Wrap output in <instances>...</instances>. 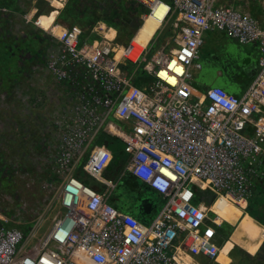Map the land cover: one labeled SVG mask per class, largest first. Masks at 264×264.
Instances as JSON below:
<instances>
[{"label":"built area","instance_id":"1","mask_svg":"<svg viewBox=\"0 0 264 264\" xmlns=\"http://www.w3.org/2000/svg\"><path fill=\"white\" fill-rule=\"evenodd\" d=\"M52 1L32 0L19 14L30 20ZM138 1L147 9L137 10L127 42L112 28L108 11L88 29L76 21L48 26L60 47L47 56V70L64 82L80 65L89 79L57 127L59 209L42 232L47 211L26 230L0 214V264H224L218 258L223 243L214 237L227 206L261 220L254 200L264 199L258 193L264 179V12L216 0ZM254 1L264 11V0ZM160 2L167 8L158 16ZM173 12L175 25L159 36ZM146 18L157 22L155 28L146 40L134 39ZM216 31L258 44V70L241 95L219 83L201 88L192 79L202 68L207 32ZM140 67L151 76L146 85L133 82ZM109 116L126 124L118 135L127 160L115 178L104 176L113 156L109 143L94 140ZM81 160L103 191L73 175ZM139 183L159 192L160 201L137 199L134 207L112 198L134 195ZM198 188L211 198L195 202Z\"/></svg>","mask_w":264,"mask_h":264},{"label":"rangeland","instance_id":"2","mask_svg":"<svg viewBox=\"0 0 264 264\" xmlns=\"http://www.w3.org/2000/svg\"><path fill=\"white\" fill-rule=\"evenodd\" d=\"M165 1L171 2V0ZM12 2L15 4V9L10 10L17 17L15 25L18 27L16 30L17 35L21 36L22 42H26V45H22L23 49L21 51L25 55L29 56L30 54L32 59H35L34 57L37 55L39 74L42 73V77H46L48 75L46 58L54 48L53 43L57 39L49 34L48 27L44 28L40 23L36 24L35 20L47 10L44 8L35 12L29 20L19 13L28 11L32 0H12ZM216 2L240 8L254 7L257 12H264L258 2L254 0H216ZM161 12L162 9L158 11V14L160 15ZM176 19V12H173L172 16L163 21L162 28L158 31L159 36L169 27H173ZM156 24L157 22L151 18L142 21L136 35L137 39H146L152 33ZM36 38H38V41ZM29 39H34L32 44H28ZM151 50H153V46ZM258 56L259 47L256 42L242 44L230 38L223 31L207 32V37L200 47V60L209 61L210 64H220V67L212 71L206 69L208 71L202 75L204 70L202 66L200 71L192 75V79L199 86H202L203 83L206 86L215 83L225 86L228 83L229 90L241 95L258 70ZM24 59L23 57L21 59L23 64L25 63ZM150 79L151 76L147 74L143 67H140L136 71L133 82L146 81L144 84L146 85ZM35 99L39 126L42 128V132L48 133V135L39 134L37 139L27 144V149L22 150L21 155H15L12 151V153L9 152L3 155L4 157H0V214L7 218L9 222L28 224L40 212L47 211L48 218L39 229V232H42L50 217L59 209L58 204L54 202V195L60 186L63 171L56 162L58 152L56 145L58 139L57 127L68 112L58 107L57 96L50 97L48 94L39 92L36 94ZM44 126L51 127L50 133L43 130ZM121 169V167H118L116 175L120 173ZM258 193L264 194V183L258 188ZM114 196L115 194L112 197ZM207 197L211 198L209 191L198 188L194 201L197 202L199 199ZM119 198L124 199L125 197L120 194ZM160 199H156L154 204H157ZM254 202L257 205L256 214L261 215L264 221V199L256 197ZM226 210L227 218L225 220L232 224L234 228L226 236L227 227L222 225L220 230L216 232L214 243L221 245L224 241H227L222 252H229L230 261L228 264H264V235L262 234L264 225H261L254 217H244L243 214H239L231 206H227ZM50 246L54 247V244L50 243Z\"/></svg>","mask_w":264,"mask_h":264},{"label":"crops","instance_id":"3","mask_svg":"<svg viewBox=\"0 0 264 264\" xmlns=\"http://www.w3.org/2000/svg\"><path fill=\"white\" fill-rule=\"evenodd\" d=\"M87 2V0H82L78 3L79 5H73L64 0H53L45 7L47 12H43L42 15H39L38 19L40 22L38 23L45 28L54 24L68 25L76 21L88 29L90 25L98 20L99 16L94 13V8L92 6L90 8L85 6ZM118 8L122 11L124 5H119ZM88 9L90 10L88 11ZM106 13L109 15L108 12ZM16 20L17 17L15 16L14 25L11 29L15 35L16 45H18L16 47L17 50L14 53L10 73L4 72L0 74V157H4L3 155L9 152L12 153V151L15 155H21L22 150L27 149L26 146L28 143H32V140L34 141V139H37L39 134L44 133L38 121V109L35 102L37 93L42 92L43 94H48L50 97L57 96L58 107L66 110L68 114L66 113L65 116H67L70 115L72 107L77 103V96L82 85L89 79L85 70L80 65L71 69L70 79L64 82H58L54 75L48 70V75L45 73L47 76L42 77V73L39 74L38 71L37 55L34 57L35 59H32L30 54L28 56L21 51V49H23L22 45H26V42H22L21 36L17 35L16 30L18 27L15 26ZM49 34L52 35L54 39H57V41L55 40L56 42L53 43V45H55L54 48L49 53L56 52L60 47L58 38L52 31H50ZM36 39L38 41V38ZM33 41L34 39H29L27 42H29L28 44H32ZM22 57L25 58L24 64L21 60ZM194 83L197 85L195 81ZM125 127L126 124L123 121H116L109 116L101 123L99 129L108 134L118 135L119 131L124 130ZM50 129L51 127L48 126H44L43 128L46 132H49ZM44 134L45 136L48 135V133ZM145 189V187H142L139 193ZM261 195L264 196L263 193H261ZM119 196L120 194H115L113 199L118 198V201L126 204L130 202L129 205L134 206L133 202L136 200L132 198L120 199L121 197L119 198ZM257 216H260L261 220L255 219L261 225H264L261 215Z\"/></svg>","mask_w":264,"mask_h":264},{"label":"trees","instance_id":"4","mask_svg":"<svg viewBox=\"0 0 264 264\" xmlns=\"http://www.w3.org/2000/svg\"><path fill=\"white\" fill-rule=\"evenodd\" d=\"M87 1L88 2L85 6L87 8H90L92 6L94 8L93 11L97 16H101L104 11H108L110 17L109 22L115 30L119 31V38L122 42H127L130 40L133 32V27L137 26V10L147 9V6L138 0H107L105 4H99L95 0ZM119 5H124V9L122 11L119 10ZM10 9H15V4L12 2V0H0V74H3L4 72L10 73V67L13 63L14 53L16 52V47L18 46L16 45L15 35L13 33V30L11 29V27L14 25L15 13ZM89 10L90 9H88V11ZM139 27L135 28L134 34L139 29ZM201 62H203L202 66L204 68V70L202 71V75L205 74L208 70L212 71L219 69L220 67V64L217 63L210 64L209 61ZM225 86L229 90L228 83H226ZM200 87L204 88L206 87V84L203 83ZM94 140H105L109 143V146L113 152V156L109 166L104 171V176L115 178L117 176L116 174L118 167L122 168L127 160V155L123 150V140L118 135L108 134L100 129L96 133ZM84 158L82 160H84ZM82 160L73 170V175L83 183L92 186L96 190L103 191L105 189L104 184L98 179L92 177L81 167ZM263 183L264 180L261 182L260 186L263 185ZM146 190L147 189L142 190L143 193H139L140 197L144 202L154 204L156 199H159L160 197H158L155 193ZM125 198L129 199L128 197ZM133 204L135 207L139 206L138 202H133ZM0 222L2 221L0 220ZM8 223L12 224V222ZM19 225L25 230L28 228V224L20 223ZM222 225H225L227 227V231L225 232L226 236L229 234L230 230L234 228V226L227 220H223V222L219 226V230ZM226 242L227 241L223 242V246L226 244Z\"/></svg>","mask_w":264,"mask_h":264},{"label":"bare ground","instance_id":"5","mask_svg":"<svg viewBox=\"0 0 264 264\" xmlns=\"http://www.w3.org/2000/svg\"><path fill=\"white\" fill-rule=\"evenodd\" d=\"M165 8H167V6L165 5V3H164V2H160V4H159V5L157 6V8H156L155 14L158 15V16H160L161 14L159 15V14H158V11L162 9V12H163V10H164ZM162 12H161V13H162ZM146 19H147V18H146ZM146 19H144V20H142V21H145ZM140 27H141V26H140ZM140 27H139V29H140ZM56 28H57V27H55V28L52 29V30L56 32V31H57ZM139 29L137 30L136 34H134V39H136V40H142V41L146 40L148 37H147L146 39H137L136 35H137ZM263 180H264V179H263ZM263 180H262V181H263ZM142 187H145V188L147 189V191H151V192L155 193L158 197L161 198V194H160L159 192H156V191L152 190L148 185L143 184V183H139V184H138L137 189H136L134 195H132V196H128V195H125V194H123V195L126 196V197H128V198H132V199H134V200H136V201H137V199H141V200H143V199L140 197V195H139L140 188H142ZM113 195H114V194H113ZM112 198H113V197H112ZM228 213H229V212H228ZM224 247H225V245L223 246V249H224ZM223 249H222V250H223ZM218 258H219L224 264H227V262H228L229 259H230V257L227 256V255H226L225 253H223L222 251H221V253L218 255Z\"/></svg>","mask_w":264,"mask_h":264}]
</instances>
